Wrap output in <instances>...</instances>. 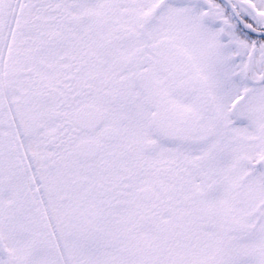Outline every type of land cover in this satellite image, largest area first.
Listing matches in <instances>:
<instances>
[{"label":"snow or ice","instance_id":"1","mask_svg":"<svg viewBox=\"0 0 264 264\" xmlns=\"http://www.w3.org/2000/svg\"><path fill=\"white\" fill-rule=\"evenodd\" d=\"M0 264H264V0H0Z\"/></svg>","mask_w":264,"mask_h":264}]
</instances>
